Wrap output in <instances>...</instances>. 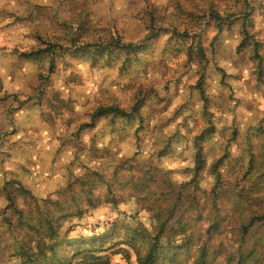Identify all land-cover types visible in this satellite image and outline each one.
I'll list each match as a JSON object with an SVG mask.
<instances>
[{
  "label": "rangeland",
  "instance_id": "1",
  "mask_svg": "<svg viewBox=\"0 0 264 264\" xmlns=\"http://www.w3.org/2000/svg\"><path fill=\"white\" fill-rule=\"evenodd\" d=\"M249 4V31L261 42L260 73L251 46L239 45V21L219 31L207 13L199 26L192 23V38L182 37L171 31V0H0V185L16 178L35 195L55 197L87 166L98 165L104 180L93 181L94 194L105 201L87 211L77 230L89 232L90 222L106 220L150 228L160 214L166 231L184 226L194 243L178 249L176 264H193L201 242L209 264H257L252 257L238 261L254 244L264 260L262 223H254L236 247L239 223L264 210V0ZM216 5L222 12L224 4ZM233 8L239 12L243 5ZM111 35L143 48L131 56L113 49L93 57L83 47L105 44ZM194 40L204 55L196 43L187 52ZM47 42L63 45L52 52L53 66L45 52L43 58L26 54ZM125 57L130 61L122 62ZM137 100L141 123L135 117L111 125L102 117L80 127L100 105L129 109ZM164 136L171 143L158 152ZM194 138L204 161L200 189L169 213V198L191 179ZM217 158L221 175L215 181L210 168ZM149 170L150 183L143 178ZM109 244L104 253L110 264H137L128 245Z\"/></svg>",
  "mask_w": 264,
  "mask_h": 264
},
{
  "label": "trees",
  "instance_id": "2",
  "mask_svg": "<svg viewBox=\"0 0 264 264\" xmlns=\"http://www.w3.org/2000/svg\"><path fill=\"white\" fill-rule=\"evenodd\" d=\"M218 1L224 4L222 12L217 11L216 3ZM171 2L174 7L172 11L174 25L171 31L182 37L186 35L192 38L189 33L193 29V24L199 26L205 20L207 13L211 21L219 24V31L222 29V24L239 21L242 34L239 45L240 47L245 44L251 46V57L257 59L259 73L262 71L261 42L255 33L249 31L252 25V12L248 9L249 0H171ZM238 4L243 5V9L235 12L233 7ZM198 36L195 34L193 37L198 39ZM121 41L120 36L111 35L105 44L87 42L83 47H87L93 57L98 53H105V51L104 57H107L113 49L124 50L127 56H131V54L136 55L143 48V44L134 45ZM198 41L194 40L187 46L188 53L196 43L195 47L198 48L201 55H204V51L198 47ZM53 50L57 52L63 50V45L47 42L44 47L30 50L26 54L43 58V52H45L51 60L50 66H53ZM123 61H130V59L125 57ZM140 103L139 100L135 101L129 109L112 104L100 105L90 114V120L82 123L80 127L93 126L95 120L102 117H106L111 125L115 120H131L135 117H138L141 123L143 120L141 115L134 114L139 111ZM158 143L161 145L158 152L166 150L171 143L170 136L162 137ZM194 143L196 145L193 153V165L188 168L191 172V179L184 182L181 187L179 186L177 193L172 194L169 198L167 204L169 213L173 212L178 203L194 200L200 189L198 177L204 170V161L201 145L195 138ZM220 161L221 158H217L211 163V174L215 181H218L221 175ZM250 163L251 160H249V167L245 172H249ZM123 164H125V160L114 165L112 172L116 174ZM103 175L104 171L100 166H87L84 172L75 175L65 186L60 188L55 197L35 195L16 178L2 182L0 197L3 198L4 203L0 206V251L2 249L0 264H110L107 254L104 253L110 246V244L108 246L105 244L110 241L111 244L124 243L132 248L137 264H176L175 255L178 253V249L185 248L187 251L194 243L191 244L190 238L183 234L184 226L177 228L170 225L166 231L167 218L159 216L160 214H158L156 224L150 228L140 222L137 224L123 222L121 226H116L117 220H106L100 223L90 222L86 228L89 232L77 230V226L86 217L87 211L105 201L102 200V197L95 196L93 182L96 178L98 181H103ZM152 177L150 170L143 176L147 182L153 180ZM203 191L204 189H202ZM253 198L257 199V197ZM254 223L264 224V210L252 212L239 223L237 230L240 243L236 245L237 248H240L244 242L243 235L253 230ZM100 225L102 226L101 230H99ZM214 225L216 226L217 223ZM116 232L123 237L115 240ZM177 236L181 237L182 242L176 241ZM259 240L261 247L264 248V238ZM257 245H253L246 257H240L239 263L252 257L253 261H259L257 264H264L263 259L260 262ZM195 251L193 264L210 263L211 259L205 242L196 246Z\"/></svg>",
  "mask_w": 264,
  "mask_h": 264
}]
</instances>
